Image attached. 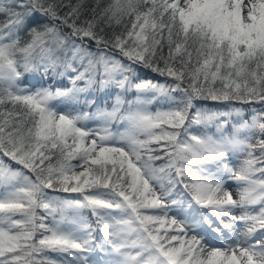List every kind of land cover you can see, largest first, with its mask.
<instances>
[{"label": "snow or ice", "instance_id": "6c2138e0", "mask_svg": "<svg viewBox=\"0 0 264 264\" xmlns=\"http://www.w3.org/2000/svg\"><path fill=\"white\" fill-rule=\"evenodd\" d=\"M0 264H264V0H0Z\"/></svg>", "mask_w": 264, "mask_h": 264}, {"label": "trees", "instance_id": "16d2710c", "mask_svg": "<svg viewBox=\"0 0 264 264\" xmlns=\"http://www.w3.org/2000/svg\"><path fill=\"white\" fill-rule=\"evenodd\" d=\"M155 79L159 80L161 83H164L165 82V78L164 77H154ZM28 79H31V77H28L26 80H25V83L28 82ZM170 82V80H169ZM251 107H255L257 109L260 108V105H250V106H246V108H248L250 110ZM89 125H91V127L93 126H96L93 122H89ZM73 163H75V161H73Z\"/></svg>", "mask_w": 264, "mask_h": 264}, {"label": "rangeland", "instance_id": "374dc122", "mask_svg": "<svg viewBox=\"0 0 264 264\" xmlns=\"http://www.w3.org/2000/svg\"><path fill=\"white\" fill-rule=\"evenodd\" d=\"M89 127H91V125H89ZM226 187L228 188L229 191L232 192L233 194V197L236 198L237 197V186L232 183V182H229Z\"/></svg>", "mask_w": 264, "mask_h": 264}]
</instances>
